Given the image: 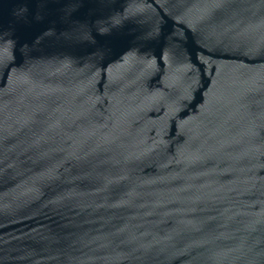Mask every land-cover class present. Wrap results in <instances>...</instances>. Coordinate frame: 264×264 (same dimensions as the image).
<instances>
[{"label": "water", "instance_id": "water-1", "mask_svg": "<svg viewBox=\"0 0 264 264\" xmlns=\"http://www.w3.org/2000/svg\"><path fill=\"white\" fill-rule=\"evenodd\" d=\"M0 264H264V0H0Z\"/></svg>", "mask_w": 264, "mask_h": 264}]
</instances>
